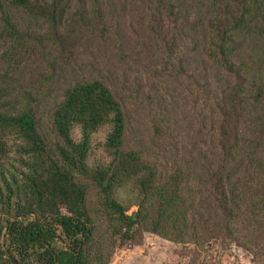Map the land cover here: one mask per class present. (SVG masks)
I'll return each instance as SVG.
<instances>
[{
	"label": "trees",
	"instance_id": "trees-1",
	"mask_svg": "<svg viewBox=\"0 0 264 264\" xmlns=\"http://www.w3.org/2000/svg\"><path fill=\"white\" fill-rule=\"evenodd\" d=\"M90 187L121 241L264 263V0H0V264H105Z\"/></svg>",
	"mask_w": 264,
	"mask_h": 264
},
{
	"label": "rangeland",
	"instance_id": "rangeland-1",
	"mask_svg": "<svg viewBox=\"0 0 264 264\" xmlns=\"http://www.w3.org/2000/svg\"><path fill=\"white\" fill-rule=\"evenodd\" d=\"M22 59L23 61L20 63V66L12 70L15 74L12 76L18 81H16L17 84L22 82L28 84L29 81L31 84L36 77L35 73H37L35 58H33V55L31 56L29 53H26ZM38 115L40 116V124L43 131H48V123L46 120L47 108L41 109ZM108 129L107 126H102L93 135L90 157L94 161L107 159L102 151L101 143ZM74 136L78 137V129L76 128L74 130ZM117 195L122 204L128 205L126 213H130L136 209V205L133 203V200H135L134 194L127 189H120ZM98 200L100 198L97 189L90 187L87 204L93 209L91 213L94 215L93 219L97 226L93 238V243H95L93 250H97L98 253L102 252L103 260L107 256V252L110 251V256L107 258L105 264H232L229 259V253L232 248H236L237 246L244 251L247 250L240 244L237 245L236 243L234 247L231 245L233 242L227 243V239L229 238H224L223 241L219 239L213 240V243L209 245L210 247L205 249L201 245L194 244L191 241L178 243L173 242L169 238L162 237L164 242H166L164 246L147 245L145 242L147 237L144 236L145 232L143 233V230L140 233L135 231L134 237L121 241L118 233L111 232L113 228L112 221H108L105 214L99 210ZM238 233L242 234V232ZM111 237L114 239V246L107 248L105 244L109 243ZM99 244L102 246L99 247ZM245 264L253 263L246 260Z\"/></svg>",
	"mask_w": 264,
	"mask_h": 264
},
{
	"label": "built area",
	"instance_id": "built-area-1",
	"mask_svg": "<svg viewBox=\"0 0 264 264\" xmlns=\"http://www.w3.org/2000/svg\"><path fill=\"white\" fill-rule=\"evenodd\" d=\"M147 237V239L145 240V242L147 243V245H163L166 243L164 242V239H162L161 237L153 234V233H149V232H145V235ZM232 246L235 247V244H232ZM229 259L232 262V264H245V261L248 260V256L246 251H244L242 248L237 247L236 248H232L231 252L229 253Z\"/></svg>",
	"mask_w": 264,
	"mask_h": 264
}]
</instances>
